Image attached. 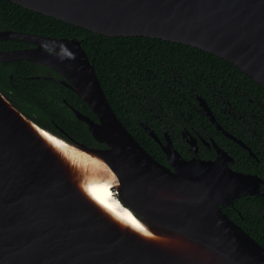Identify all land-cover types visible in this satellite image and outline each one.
Returning a JSON list of instances; mask_svg holds the SVG:
<instances>
[{
  "label": "water",
  "instance_id": "1",
  "mask_svg": "<svg viewBox=\"0 0 264 264\" xmlns=\"http://www.w3.org/2000/svg\"><path fill=\"white\" fill-rule=\"evenodd\" d=\"M10 1L108 36L200 48L264 88V0ZM0 40L35 45L0 48V62L27 59L56 72L60 78L51 79L72 89L95 115L71 107L104 145L88 146L43 127L0 91V264H264V247L221 209L239 196H264L260 176L233 170L232 158L217 146L214 160L201 159L194 140L195 154L184 159L168 138L161 143L141 123L165 154L166 164L157 161L113 111L78 38L0 29ZM197 98L213 121L205 100ZM36 129L99 159L115 180L108 190L150 235L104 210L87 190L85 174ZM89 174L99 179L103 172Z\"/></svg>",
  "mask_w": 264,
  "mask_h": 264
},
{
  "label": "trees",
  "instance_id": "2",
  "mask_svg": "<svg viewBox=\"0 0 264 264\" xmlns=\"http://www.w3.org/2000/svg\"><path fill=\"white\" fill-rule=\"evenodd\" d=\"M0 29L81 40L113 111L157 161L165 163V155L140 122L153 129L161 140L166 130L184 156L188 151L182 144L181 131L183 127L187 130L194 127L203 134L210 131L229 153L247 157L236 143L221 140V134L214 130L198 104L197 96H201L221 122L218 114L222 113L223 98L236 99L245 91L264 102V88L227 60L191 45L160 38L93 32L10 0H0ZM26 45L17 40H0L1 49ZM42 69L27 59L0 62V91L43 127L58 133L64 131L88 146L103 147L71 109L96 119L88 105L72 89L46 77ZM243 166L239 168L257 172L264 179L263 164L249 159ZM221 209L264 247V198L243 196L234 200L233 207Z\"/></svg>",
  "mask_w": 264,
  "mask_h": 264
},
{
  "label": "flooded vegetation",
  "instance_id": "3",
  "mask_svg": "<svg viewBox=\"0 0 264 264\" xmlns=\"http://www.w3.org/2000/svg\"><path fill=\"white\" fill-rule=\"evenodd\" d=\"M33 46L35 45L28 43V45L24 47H33ZM42 70H43V74L48 78H52V76H55L51 69H42ZM55 77L60 78L59 76H55ZM241 94L242 96L236 99H229V98L224 99L222 97L223 99L221 101L224 102L223 105H220L222 113L218 114V117L221 120V122L218 121L217 116L209 107L210 110L212 111L215 122L221 127V129L217 127L214 120L212 121L203 113V110L202 113L206 116L207 120L213 126L214 130L221 134L220 135L222 136L221 140L222 138H224L236 143L238 145V148L246 153L247 155L246 158H242L241 155L239 154L234 155L229 153L226 148H224L221 144L218 143V141L212 135V133L207 130L204 131L205 134H203L202 130L198 128L192 127L190 130H187L185 127H183V130L181 131V140H182V144L187 146L188 154L186 156L181 154L180 150H178V148L176 147L172 137L166 130L162 132L163 140H161L159 136L157 137L159 138L161 143H166V139L168 138L184 159H189L195 154L194 150L191 149L192 148V145L190 144L191 140L195 141L196 153L201 159L214 160L217 157V149H216L217 146L222 150H224L232 158V160L228 162V165L233 170L260 176L263 180V187H264V179L259 173L251 172L243 168H239L240 166L246 164L249 161V159L254 160L256 164L260 163L264 165V158H263L264 157V137H263L264 110L261 108V107L264 108V102H262L258 98L248 96V93L245 91L241 92ZM233 101H235L236 103ZM141 123L143 122H140V125ZM223 130L226 131L229 135L226 134ZM231 136L234 138H232ZM237 140L241 141L243 145L237 142ZM156 143L158 144V142ZM164 164H166V157ZM243 196H252V195H243ZM243 196H239L237 198ZM260 197L264 198V196H260ZM228 207H233V206H228Z\"/></svg>",
  "mask_w": 264,
  "mask_h": 264
},
{
  "label": "bare ground",
  "instance_id": "4",
  "mask_svg": "<svg viewBox=\"0 0 264 264\" xmlns=\"http://www.w3.org/2000/svg\"><path fill=\"white\" fill-rule=\"evenodd\" d=\"M36 130H39L38 131L39 134L43 137L45 136L44 138H46V140H49L50 142L49 144L56 150V152L61 157L66 159L71 164L75 165L82 174H85L84 180L85 181L88 180V183L90 184V186L88 187L85 185L86 188H88L87 190L90 191V194L93 196L94 200L97 203H99L102 206V208H104V210L108 211L110 214H112L114 218L127 224L129 227L135 229L140 234L146 236L150 235L147 226H145L137 218H135L128 209L122 207L121 204L118 202V200L115 197H113L112 192L108 190V187L111 184V182L115 180L113 178L112 173L108 169L104 170L105 166L99 159H91L87 157L85 154L81 153L76 148L68 145L63 140L49 134L48 132L43 131L42 129H36ZM88 163H91V165L89 166L88 170L85 171L86 169H83V164L87 165ZM92 170H98L100 172L102 171L103 174L100 176L99 179H93L91 178L92 176L89 174V172H91ZM110 194L111 196H109ZM101 201H104V203H101ZM106 204H111L113 206H116L118 204L119 206L116 209L118 212L123 213L126 210L127 212L131 213L132 217L135 218V220L139 222L144 227V229H146V232L140 231L139 229L135 228L134 225H132L130 222L116 216L108 207H106Z\"/></svg>",
  "mask_w": 264,
  "mask_h": 264
},
{
  "label": "snow or ice",
  "instance_id": "5",
  "mask_svg": "<svg viewBox=\"0 0 264 264\" xmlns=\"http://www.w3.org/2000/svg\"><path fill=\"white\" fill-rule=\"evenodd\" d=\"M49 139H51V138H49ZM57 143H59V142H57ZM101 203H104V201H101ZM118 206H119L118 204L116 206H113L111 204H106V207H108L116 216L130 222L132 225H134L135 228L139 229L140 231L146 232V229H144V227L139 222H137L135 220V218L132 217L131 213L127 212L126 210L123 213L118 212L116 210Z\"/></svg>",
  "mask_w": 264,
  "mask_h": 264
}]
</instances>
